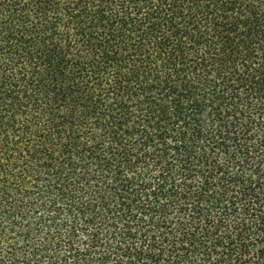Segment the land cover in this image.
Returning <instances> with one entry per match:
<instances>
[{
  "label": "trees",
  "instance_id": "1",
  "mask_svg": "<svg viewBox=\"0 0 264 264\" xmlns=\"http://www.w3.org/2000/svg\"><path fill=\"white\" fill-rule=\"evenodd\" d=\"M0 264H264V0H0Z\"/></svg>",
  "mask_w": 264,
  "mask_h": 264
}]
</instances>
